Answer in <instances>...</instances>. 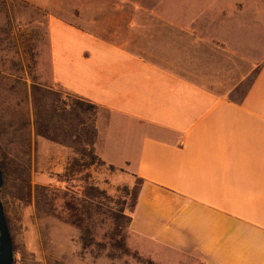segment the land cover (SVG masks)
Masks as SVG:
<instances>
[{"label":"crops","instance_id":"obj_1","mask_svg":"<svg viewBox=\"0 0 264 264\" xmlns=\"http://www.w3.org/2000/svg\"><path fill=\"white\" fill-rule=\"evenodd\" d=\"M208 6L187 23L133 8L106 30L49 16L40 78L96 105L95 156L139 184L128 232L143 255L264 264V54L233 58Z\"/></svg>","mask_w":264,"mask_h":264},{"label":"rangeland","instance_id":"obj_2","mask_svg":"<svg viewBox=\"0 0 264 264\" xmlns=\"http://www.w3.org/2000/svg\"><path fill=\"white\" fill-rule=\"evenodd\" d=\"M207 4L220 9L205 19L223 24L216 34L227 40L233 58L257 62L264 54V0H0V159L6 175L1 201L13 264H199L163 249L154 260L135 248L128 220L138 182L92 161L95 152L87 143L97 109L70 113L71 97L47 89L40 76L49 60V16L106 30L129 22L133 8L167 12L170 19L187 23ZM22 179L30 181L24 199ZM87 187L103 194L85 199ZM71 200L76 211L67 208ZM117 210L123 216L115 229L112 213ZM81 228L88 231L85 249ZM120 237L135 257L117 250L114 238Z\"/></svg>","mask_w":264,"mask_h":264},{"label":"trees","instance_id":"obj_3","mask_svg":"<svg viewBox=\"0 0 264 264\" xmlns=\"http://www.w3.org/2000/svg\"><path fill=\"white\" fill-rule=\"evenodd\" d=\"M34 86H35L34 87V89H35L37 87V85L34 84ZM71 99L72 100L70 101L68 108L70 109V113H72L74 115L77 114V112H79V111H94L96 109V105H94L92 103L86 102V101L78 99V98H71ZM95 138H96V131H95V128H93L92 130H90V137L88 139L87 145H93ZM90 157H91L92 161H97V162L101 163L102 165H105V163L103 161H101L97 156L91 155ZM109 168L111 170L115 169L113 166H109ZM0 169L2 172V176H3V186L1 189V194H2V190H3V187L5 185L6 175H5L4 163L2 162L1 159H0ZM22 183L24 184L23 186H25V188H22L20 198L24 199L25 198V192H27V187L30 186V181L26 180V179L25 180L22 179ZM101 194H103V193H101L98 189H95L94 187H87L83 191V196L85 199L96 198L98 195H101ZM64 195L67 196L66 194H64ZM2 205H3V203H2ZM66 205H67V208L71 211H76V209H77L76 208L77 206L74 205L72 200L67 201ZM84 210H85L84 213L88 212L86 205H84ZM3 211H4L5 220H6V223L8 226V222H7V218H6V214H5V210H4V205H3ZM120 211L121 210H117V211L112 213V220L114 221L115 229L118 228V222L120 221V218L123 216ZM75 223L77 224V222H75ZM128 223H129V220H128ZM78 226L81 227L82 225L79 224ZM80 230H81L82 247H83V249H85L86 245L88 244V239H89V237L87 236L88 231L86 229H82V228ZM114 242H116V245H114V246L117 248V250L121 251L122 254L127 255V256H130V255H132L134 257L136 256V254H132L131 252H129L126 249L125 245L123 244V240L121 239V237H120V239L114 238ZM138 259L141 262H144V260H142L140 258H138ZM146 263L151 264L150 262H146Z\"/></svg>","mask_w":264,"mask_h":264},{"label":"water","instance_id":"obj_4","mask_svg":"<svg viewBox=\"0 0 264 264\" xmlns=\"http://www.w3.org/2000/svg\"><path fill=\"white\" fill-rule=\"evenodd\" d=\"M3 186V176L0 169V264H13L14 255L12 240L5 220L3 205L1 201V189Z\"/></svg>","mask_w":264,"mask_h":264}]
</instances>
